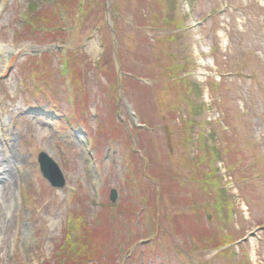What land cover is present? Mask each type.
I'll list each match as a JSON object with an SVG mask.
<instances>
[{"label": "rangeland", "instance_id": "obj_1", "mask_svg": "<svg viewBox=\"0 0 264 264\" xmlns=\"http://www.w3.org/2000/svg\"><path fill=\"white\" fill-rule=\"evenodd\" d=\"M85 232L84 264H264V0H0V264Z\"/></svg>", "mask_w": 264, "mask_h": 264}, {"label": "water", "instance_id": "obj_2", "mask_svg": "<svg viewBox=\"0 0 264 264\" xmlns=\"http://www.w3.org/2000/svg\"><path fill=\"white\" fill-rule=\"evenodd\" d=\"M38 162L42 175L50 182L53 187H60L64 184L65 180L60 168L46 152H39ZM116 197V190L112 188L110 190L109 198L112 202H114Z\"/></svg>", "mask_w": 264, "mask_h": 264}, {"label": "trees", "instance_id": "obj_3", "mask_svg": "<svg viewBox=\"0 0 264 264\" xmlns=\"http://www.w3.org/2000/svg\"><path fill=\"white\" fill-rule=\"evenodd\" d=\"M205 149H206V155L208 157H210L211 150H213L214 152H217L215 147L213 149H209L208 147H206ZM130 153H132V152H130ZM149 183L150 182H148L147 186H149ZM175 185H177V184H175ZM155 192H156V190H155ZM219 192L220 193L218 196L224 197L223 190H219ZM225 198L226 197L223 198V202L225 201ZM123 206L124 205H121L120 207L117 206V208H119V213H121L123 211V209H124ZM86 232L84 234H82V239H80V244H78L74 249L69 248V251L67 254L70 253V256L68 258L66 257V255L64 256V258L60 257V263L61 264H65L66 261H68V264H84V263H81L84 260L83 258H85V255H88V253H90L91 249H89V248L93 247V243H92V241L89 242V240H88L89 238L86 235ZM70 238H75V237L73 235L72 236L70 235ZM83 243H87L88 245L84 246Z\"/></svg>", "mask_w": 264, "mask_h": 264}, {"label": "bare ground", "instance_id": "obj_4", "mask_svg": "<svg viewBox=\"0 0 264 264\" xmlns=\"http://www.w3.org/2000/svg\"><path fill=\"white\" fill-rule=\"evenodd\" d=\"M6 173V172H5ZM6 175L8 176V177H11V174L9 173V172H7L6 173ZM6 176H4V178H5ZM7 180V178L6 179H4V181H6ZM3 183V182H2ZM8 202H10L9 200H8ZM8 205H9V203H8ZM31 235V228H29V226L28 227H24V239H28L29 238V236Z\"/></svg>", "mask_w": 264, "mask_h": 264}]
</instances>
